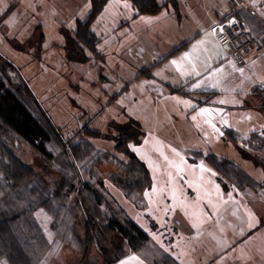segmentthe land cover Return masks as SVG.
<instances>
[{"label": "rangeland", "instance_id": "rangeland-1", "mask_svg": "<svg viewBox=\"0 0 264 264\" xmlns=\"http://www.w3.org/2000/svg\"><path fill=\"white\" fill-rule=\"evenodd\" d=\"M261 1L250 0L248 7ZM29 2L42 8L32 14L14 12L0 32L1 56L16 68L10 71L12 80L29 87L64 139L86 141L95 156L112 154L103 164H92L91 158L77 165L81 182L76 185L90 180L105 198L102 213L110 208L121 221L131 219L148 235L139 252L131 254L127 239L99 230L86 258L55 244L49 264H105L103 256H112L117 246L127 255L114 264H264V170L255 158L264 161V96L207 100L189 91L186 78L202 51L195 46L183 52L185 58L178 54L161 59L190 34L195 15L185 17L183 10H196L198 22L206 25L213 7L229 12L228 1L179 0V14L170 4L164 11L171 21L159 35L145 31L142 16L133 18L129 0H109L91 24L102 59L86 49L84 62L70 59L66 48L78 22L88 18L89 0ZM150 66V78L139 74ZM170 86L185 92L171 91ZM85 125L103 136L79 135ZM123 128L139 134L138 142L129 141L127 149L151 173L152 184L139 199L128 198L111 179L119 171L117 160L127 161L113 149ZM13 151L47 178L28 145L16 144ZM222 159L245 171L254 186H241L226 174L217 165ZM36 214L42 223L48 217L40 210ZM83 224L81 217V232Z\"/></svg>", "mask_w": 264, "mask_h": 264}, {"label": "trees", "instance_id": "trees-1", "mask_svg": "<svg viewBox=\"0 0 264 264\" xmlns=\"http://www.w3.org/2000/svg\"><path fill=\"white\" fill-rule=\"evenodd\" d=\"M108 1L89 0L91 11L88 18L78 22L75 38L66 48V54L73 61L84 62L88 58L86 49L102 59L97 50L99 39L92 32L91 24ZM129 1L135 10L133 18L156 15L170 4L179 14L177 0L162 3L158 0ZM251 25L255 33L260 34L257 27ZM40 38L43 39V35ZM15 69L0 55V264H49L55 244L71 248L86 258L99 230L116 232L123 240L127 239L134 252H139L148 241V235L131 219L121 221L110 208L102 213L99 207L106 204L105 198L90 180L84 181L82 187L76 185L81 182L77 165L90 163L91 158L92 164H103L112 154L105 151L95 156L93 146L86 141L64 139L29 87L12 80L10 71ZM139 74L150 78L151 67ZM170 89L185 92L181 87L170 86ZM255 92L264 94V84ZM131 129L123 128L122 134L115 138L114 151L123 153L127 161L117 160L119 171L113 173L111 179L128 198L139 199L151 186L152 178L144 162L127 149L129 141L138 142L139 138V134H133ZM78 134L103 136L100 130L86 125ZM16 144H25L32 149L46 179L14 154ZM255 158L264 170V161ZM217 165L241 186H254L253 179L232 161L222 159ZM39 209L51 219L52 238L36 215ZM81 217L83 232L78 229ZM115 250L112 256L109 252L108 256H103L105 264H114L125 257L121 246Z\"/></svg>", "mask_w": 264, "mask_h": 264}, {"label": "crops", "instance_id": "crops-1", "mask_svg": "<svg viewBox=\"0 0 264 264\" xmlns=\"http://www.w3.org/2000/svg\"><path fill=\"white\" fill-rule=\"evenodd\" d=\"M158 1L162 3L165 0ZM177 3L179 4V0H177ZM260 3H264V0ZM257 5L252 8L245 7L242 10V15L248 24L251 23L255 25L257 30L260 31V34L264 35V6L262 9L258 10L256 8ZM197 7L201 8V4H197ZM40 8H42V4L38 5L36 2H29V0H7L4 4H2V0H0V16L2 15L0 18V32L1 29L4 30L5 26H7L6 24L14 12L23 11L26 12V14H32V12ZM181 9H179V12H181ZM183 11L181 15L184 14L185 17L190 15L191 12H193L192 15H195V21H193L194 25L190 30V34L184 38H180L178 42L174 44L175 46L173 50L168 52V54L163 56L161 59H168L178 54H182L181 56L185 58L183 52L188 51L192 46H195L197 50H202L201 53L195 56V58L199 56V60L193 67V74L186 78L188 81L187 84H185L186 88L192 93L205 95L207 100H209L208 98L212 96L233 95L242 97L259 93L255 92V89L264 84V53L251 59L245 65L240 66L235 62L234 57L218 43L213 31L211 30L212 25L223 18L227 13V10L213 7V10H211L212 18L206 22V25L198 22L196 17L198 12L196 10L193 9ZM140 16L138 17L145 21V31L149 33L156 32L159 35L160 33L165 32V28L163 27L167 26L169 21H171L169 15L164 11V9L156 15L144 14ZM162 22L166 23L162 24ZM36 29L38 30V27ZM0 36H2L1 33ZM162 36H164V33ZM202 40H204L205 45L206 43L209 44V49L203 48ZM13 46L15 49H21L18 45L14 44ZM0 55L2 54L0 53ZM199 61L201 65L197 66ZM181 86L184 87V84L182 83ZM261 95L264 96V94ZM39 210L43 212L41 209ZM43 214L45 213L43 212ZM39 221L44 231L52 238L53 233L46 230V228H50L51 219L46 217L43 223L41 220ZM133 253L134 251L131 252V254Z\"/></svg>", "mask_w": 264, "mask_h": 264}, {"label": "built area", "instance_id": "built-area-1", "mask_svg": "<svg viewBox=\"0 0 264 264\" xmlns=\"http://www.w3.org/2000/svg\"><path fill=\"white\" fill-rule=\"evenodd\" d=\"M250 0H228L229 12L211 27L219 44L243 66L264 53V35L257 34L245 21L242 10ZM264 3L257 5L260 10Z\"/></svg>", "mask_w": 264, "mask_h": 264}, {"label": "snow or ice", "instance_id": "snow-or-ice-1", "mask_svg": "<svg viewBox=\"0 0 264 264\" xmlns=\"http://www.w3.org/2000/svg\"><path fill=\"white\" fill-rule=\"evenodd\" d=\"M173 63H176L175 61H173Z\"/></svg>", "mask_w": 264, "mask_h": 264}]
</instances>
